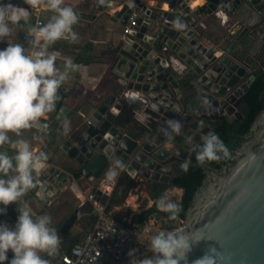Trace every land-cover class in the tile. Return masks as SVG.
I'll return each mask as SVG.
<instances>
[{
    "label": "water",
    "instance_id": "95a60500",
    "mask_svg": "<svg viewBox=\"0 0 264 264\" xmlns=\"http://www.w3.org/2000/svg\"><path fill=\"white\" fill-rule=\"evenodd\" d=\"M176 2L168 0L163 10L160 4L148 6L140 0H106L103 5L94 0L100 11L120 6L114 16L123 26L133 10L144 14L111 50L107 72L112 74V92L95 96L85 104V111L80 107L91 113L80 117L76 111L81 121L64 132L60 149L75 163L74 178L97 182L105 171L118 170L115 161L120 160L121 171L131 178L168 184L175 168L190 157L201 136L220 117L228 122L242 119L241 99L255 75L264 71L248 45L249 37L259 31L264 34V0H205L201 11L221 13L232 24L222 43L210 46L202 43L197 22L172 11ZM9 3L29 8L23 0H0V4ZM177 19L182 28L174 26ZM132 92L144 96V110L125 102V95ZM205 97L211 101L207 111L201 104ZM63 99L52 113L57 122L68 113ZM168 120L180 121L183 129L182 135L166 143L161 129ZM41 128L50 130L46 124ZM229 151L230 164L219 170L202 167L206 176L194 192L182 225L175 229L204 238L192 245L187 264H194L209 248L224 257L221 264H264V110L253 120L247 140ZM250 155L254 162L241 168ZM64 183L65 179L59 180L56 186ZM40 191L48 189L42 186ZM90 193L100 196L95 187ZM96 199L103 204L106 197ZM77 217L74 210L60 232H67ZM130 251L131 247L125 250L122 264H130ZM12 258L9 251L5 264ZM101 261L117 264L109 256Z\"/></svg>",
    "mask_w": 264,
    "mask_h": 264
},
{
    "label": "clouds",
    "instance_id": "9594fccd",
    "mask_svg": "<svg viewBox=\"0 0 264 264\" xmlns=\"http://www.w3.org/2000/svg\"><path fill=\"white\" fill-rule=\"evenodd\" d=\"M31 9L43 6L53 13L46 24L35 26L28 24L31 13L11 3L0 4V41L7 40L8 46L0 50V147L9 145L15 155L7 151L0 152V215L6 214L9 205L16 204L18 219L14 227L0 223V264L8 261V253H13L9 264H50V260L41 256H55L60 247V236L52 227V218L48 214L33 216L27 202L22 198L37 187V178L47 167L48 156L43 151L32 148L24 139L12 140L10 133L21 137L24 130L40 128V121L48 113L55 110L57 93L68 78L70 72L78 71L82 65L65 60L64 71L56 67V57L48 49L59 40L69 43L78 41V35L73 26L80 17L71 6L65 5V0H23ZM103 5L106 0H98ZM27 25L26 39L31 44V51L26 54L25 47L13 43L9 37L21 21ZM176 28L183 25L177 19ZM204 110L211 107V101L206 97L201 101ZM201 124L203 122H200ZM183 125L178 120L166 121V127L161 129L165 141H174L182 135ZM65 134L70 131V122L63 121ZM198 166L206 163L220 162L229 159L231 153L219 136L208 132L201 136V143L193 147ZM255 160L249 156L242 161L240 167L251 165ZM191 160L185 159L180 165L187 172ZM120 160L115 161L116 169H123ZM119 172L112 169L106 174L108 181L115 180ZM211 203V202H210ZM156 207L168 213V219L176 221L182 211L178 202L172 201L167 193L155 201ZM147 230V229H146ZM204 238L184 234L181 231H161L151 237L147 243V252L143 258L136 256V250L129 253L130 264H187V258L192 251V245L198 244ZM224 257L215 248L207 252L194 264H221Z\"/></svg>",
    "mask_w": 264,
    "mask_h": 264
},
{
    "label": "crops",
    "instance_id": "0c3cea01",
    "mask_svg": "<svg viewBox=\"0 0 264 264\" xmlns=\"http://www.w3.org/2000/svg\"><path fill=\"white\" fill-rule=\"evenodd\" d=\"M168 0H140L141 3L148 6H155L160 4L162 9L166 8V2ZM201 2L196 4L198 0L194 1V7H196V13L193 15V18L198 23L197 30L201 37V41L204 45H219L222 43V40L227 36L228 30L230 29L231 21L223 14H206L204 11H201L202 5L205 3V0H200ZM115 3V2H114ZM65 5L73 7L77 15L80 17L79 22L73 26V30L78 35V41L75 43H67V52H61L59 50H48L50 54H54L56 57V67L61 72L64 71V64L66 59H70L73 63L75 60L74 52L77 48L84 43H89L91 45V51L89 53L90 57L93 59L92 62L82 65V67L75 72H70L66 81L62 84L58 90L57 96L59 101L61 97H64L62 106L68 109V113L65 115L64 120L70 122V129L78 124L81 119L79 116H84L91 113L90 111L84 113L85 104L94 99L95 96L99 94L105 96L106 93L112 92V85L109 79L112 74L107 72L111 50L119 39L122 37L123 25H120L116 21L114 12L120 10V6L116 8H110L105 11H100L96 9V4L94 0H65ZM42 9V18L46 23L53 15V13L47 11L43 6ZM27 30L25 28L19 29L15 28L13 35L9 39L13 43H24L27 39L24 37V33ZM3 49H5L8 44L7 40L0 41ZM248 45L251 48V54L254 57L255 63H264V34L259 31L252 37L248 39ZM1 48V45H0ZM220 55V52L217 51L215 54ZM259 65V64H258ZM80 107L84 110L82 111ZM76 111H79V116L75 114ZM53 111L48 113L44 118L41 119V124H46L50 127V130L45 128H38L34 126L31 129L24 130L21 137H16L13 134H9L12 140L24 139L27 140L32 148L40 147L43 143H49L46 154L48 156L47 167L43 170L42 174L37 178V187L38 182L42 186L47 187V192L38 191L37 187L27 193L21 202H27L33 216L48 214L52 218V227L57 229L58 234H65L67 232L78 233L82 229V223L79 221L80 213L78 212V217L75 223L69 228L65 233L60 232V228L63 223L69 217V215L74 211L78 210L80 204L85 200V197L90 193L91 189L98 183V181L106 177V174L109 172V169L105 171L97 182H90L88 179L83 176H78L77 178L73 177L75 172V163L69 159L60 147L64 141V130H63V121L57 122L54 118ZM52 115V116H51ZM80 116V117H81ZM52 141V142H49ZM0 148L7 149L9 155H15L13 149L9 145H4ZM60 169V181L65 179V183L61 188L56 186L55 181L52 178V170ZM121 172V169L116 170ZM6 178V177H5ZM135 185L132 188L134 192L142 194L147 199V206H152L153 201L149 199V196L146 192L145 182L149 180H144L139 176L133 178ZM131 190V192H132ZM144 190V191H143ZM129 193L123 206H128L133 212H137V202L136 194ZM175 193L181 196V190L176 187H168L165 190V193ZM133 197V198H132ZM135 197V199H134ZM0 208H3L0 205ZM120 206L114 208V218L129 222L131 219L126 220L121 219ZM139 212V211H138ZM18 219L17 205H9L6 209V214L0 215V223H6L9 227H14ZM135 221V220H133ZM59 252L53 256L48 257L47 254L41 253V256L45 259L50 260V264H61L59 258Z\"/></svg>",
    "mask_w": 264,
    "mask_h": 264
},
{
    "label": "trees",
    "instance_id": "16d2710c",
    "mask_svg": "<svg viewBox=\"0 0 264 264\" xmlns=\"http://www.w3.org/2000/svg\"><path fill=\"white\" fill-rule=\"evenodd\" d=\"M28 24L34 26V19L32 17H30ZM44 24H46L45 21ZM16 28H25L27 30V25L22 20L20 25ZM26 43H28V40L21 44ZM66 43L67 42L64 40H59L54 45H51L49 49L67 52L68 48ZM90 51L91 45L89 43H84L83 45L79 46L74 52V63L86 64L92 62L93 59L89 55ZM260 62L261 63L258 64L264 69V63L262 62V59ZM262 110H264V71L255 75L254 80L250 83L247 91L244 93L241 99L238 111L242 115V119L228 122L223 117H220L219 123L212 127L210 131L216 133L223 143L228 147V149L230 148L235 150L242 142L247 140L250 126L256 115ZM46 144L49 145L47 142ZM3 151H7L9 153L7 149L5 150L0 148V152ZM188 159L191 160V166L189 167V170L187 172L181 171L180 164L175 168V174L170 183L163 184L153 181H146L144 183L149 199L153 201L154 205L153 208H150L146 210L145 213L139 215L135 220V223L142 224L149 219H154L156 226L159 229L165 231H173L175 228H178L181 225V221L184 220L185 212L192 203L195 190L200 186L202 180L206 176L202 167L197 165L195 151H192ZM230 163L231 161L226 159L220 162L206 163L203 167H210L212 169L219 170L223 165H228ZM134 185V179L125 172H121L118 175L112 193L105 201V211L110 213L111 217L114 216V213L111 211L115 207H119L124 204L126 197L131 192ZM168 187H176L181 190V196L174 200V202H178L182 208V211L179 213V218L176 221L169 220L167 218L168 213L159 211L155 204V201L162 196V193ZM78 212L81 215L79 221L83 224L82 229L80 232L74 234L71 232H67L63 235L59 234L61 243L58 260L61 259V255L69 254L72 247L81 242L85 230L92 228L96 223V216L92 211V205L90 203L84 202L78 207Z\"/></svg>",
    "mask_w": 264,
    "mask_h": 264
},
{
    "label": "built area",
    "instance_id": "2783aa9c",
    "mask_svg": "<svg viewBox=\"0 0 264 264\" xmlns=\"http://www.w3.org/2000/svg\"><path fill=\"white\" fill-rule=\"evenodd\" d=\"M194 1L195 0H177L172 11L177 14L178 17H190V22L195 24L196 20L193 18V15L196 13ZM41 7L35 9L29 8L31 13L30 17L34 19V26L37 24H44ZM163 10H167V4L166 8ZM143 14L144 11L140 10H133L131 12L128 16L126 25L123 27L122 38L130 32L132 26L136 25V18ZM26 32L24 33L25 38ZM22 45L26 49V54L31 51V44L29 42ZM124 99L127 104L141 110H144L146 106L144 96L138 92L125 95ZM33 149L46 153L48 145L43 143L40 147ZM60 172V169L52 170V178L55 183L60 180ZM115 182L116 179L108 181L106 177H103L94 187L96 191L100 192V196L104 195L107 199L112 193ZM38 184L37 190L40 191L42 185L40 182H38ZM100 196L88 193L85 200L80 204L81 206L84 202H88L92 205V211L96 216V223L92 228L85 230L83 239L80 243L72 247L69 254L61 255V264H111L107 261H101L107 256L114 262H117V264H122L124 252L128 247H131V251L135 249L136 252H139L140 248L137 246L139 242H143L146 238H151L159 232L165 231L156 226L154 219H149L142 224H137L135 221L125 222L111 217L110 213L105 211V202L101 204L96 199Z\"/></svg>",
    "mask_w": 264,
    "mask_h": 264
},
{
    "label": "rangeland",
    "instance_id": "374dc122",
    "mask_svg": "<svg viewBox=\"0 0 264 264\" xmlns=\"http://www.w3.org/2000/svg\"><path fill=\"white\" fill-rule=\"evenodd\" d=\"M0 45H1L0 50H3V47H5V46H3L2 44H0ZM131 193L136 194V196H137V198H136V202L138 204L137 205V212H133L132 210L129 209L128 206L126 207V206L122 205V206H120V208H121L120 209V214H122L120 218L121 219H125L126 218V220L131 219L133 221V220H136L139 215L145 213L146 210H148L150 208H153L154 203L150 207L147 206V202L148 201L142 194H139V190H138V192H136V191L134 192V189H133ZM164 194H165V190L162 193V195H164ZM167 195L172 201H174V200H176V199H178L180 197L178 194L170 193V192L167 193ZM134 199H135V197H134ZM113 210L111 212H114ZM150 239L151 238H146L143 242H139V244L137 246L140 248V251H139L140 253H138L137 257L143 258L145 255L151 256L152 253L147 252V243H148V241Z\"/></svg>",
    "mask_w": 264,
    "mask_h": 264
},
{
    "label": "bare ground",
    "instance_id": "6f19581e",
    "mask_svg": "<svg viewBox=\"0 0 264 264\" xmlns=\"http://www.w3.org/2000/svg\"><path fill=\"white\" fill-rule=\"evenodd\" d=\"M201 1L200 0H198V2L196 3V4H198V3H200Z\"/></svg>",
    "mask_w": 264,
    "mask_h": 264
}]
</instances>
